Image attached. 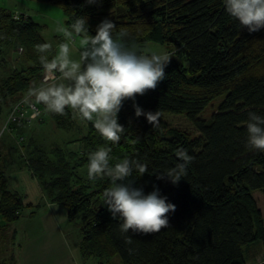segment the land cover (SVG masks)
I'll return each mask as SVG.
<instances>
[{
    "label": "trees",
    "instance_id": "1",
    "mask_svg": "<svg viewBox=\"0 0 264 264\" xmlns=\"http://www.w3.org/2000/svg\"><path fill=\"white\" fill-rule=\"evenodd\" d=\"M47 1L60 6L68 27L80 16L86 18L89 33L81 36L95 35L98 24L108 19L116 25L114 36L127 33L123 42L129 47L175 44L183 54L187 65L170 60L155 89L123 102L118 123L125 131L119 143L110 145L113 163L125 156L147 163L148 171L130 178L134 186L145 193L158 188L175 211L168 214L167 228L147 234L129 230L132 243H126L119 221L102 205L109 180L87 177V155L105 141L92 122L80 120L71 109L59 115L38 104L39 123L46 113L55 127L80 134L64 149L49 150L31 136L27 142L23 135L13 137V130L21 132V123L10 126L12 139L0 136V245L28 205L9 184L7 168L18 158L22 166L17 169L36 178L43 196L64 206L70 221L80 220L82 258L99 259V264H110L114 256L120 264H247L243 246L264 242V215L253 196L256 190L264 195V152L245 146L244 124L249 111L264 114V28L252 33L240 28L222 0ZM14 14L0 8V54L14 43L26 65L1 79L0 113L1 106L9 110L44 74L37 51V45L46 43L42 25L24 13ZM217 97L222 98L216 108L200 117ZM133 103L144 111L185 114L197 135L176 128L162 134L157 123L151 126L143 116L135 117ZM69 142H77L78 148L69 149ZM180 148L193 156L186 176L176 185L157 179V173L175 165ZM0 264H15L13 254H0Z\"/></svg>",
    "mask_w": 264,
    "mask_h": 264
},
{
    "label": "clouds",
    "instance_id": "2",
    "mask_svg": "<svg viewBox=\"0 0 264 264\" xmlns=\"http://www.w3.org/2000/svg\"><path fill=\"white\" fill-rule=\"evenodd\" d=\"M86 3L93 4L96 0H86ZM222 3L240 28H246L249 33L264 28V0H222ZM115 29L112 21L104 19L96 27L95 35H85L76 41L77 35L89 33L85 17L75 19L69 28L58 26L55 30L62 33L64 42L51 58L48 55L51 44L37 45L44 76L41 81L33 82L22 103L42 104L48 113L59 115L71 109L80 120L92 122L105 143L88 153L87 177L93 181L109 180L111 186L102 193V205L119 221L124 241L131 244L129 230L147 234L167 228L168 214L175 211V205L156 187L148 193L135 187V179L130 178L134 173L139 177L148 171L147 163L128 156L113 163L110 145L119 143L125 131L118 123L123 102L134 101L136 95L155 89L165 79V68L174 53L129 47L123 42L127 33L121 31L114 36ZM75 44H78L77 58L72 55ZM133 108L135 117L143 116L151 126L158 121L157 112L144 111L135 103ZM39 114L34 110L33 118ZM244 124L245 146L264 152V114L249 111ZM5 130L6 126L0 128V134ZM176 157L175 165L157 173V179L176 185L186 176L193 156L180 148L176 150Z\"/></svg>",
    "mask_w": 264,
    "mask_h": 264
},
{
    "label": "rangeland",
    "instance_id": "3",
    "mask_svg": "<svg viewBox=\"0 0 264 264\" xmlns=\"http://www.w3.org/2000/svg\"><path fill=\"white\" fill-rule=\"evenodd\" d=\"M0 8L12 11L17 15L19 13H24L32 17L35 21L39 22L42 25L41 33L43 38L45 39L46 43L52 45L51 56L55 54L58 45L64 42L62 33H59L55 30L58 26L69 28L66 23V17L59 5L52 4L47 0H0ZM82 38H84V36L77 35L75 37V40L78 41ZM77 47L78 44L73 45L72 55L74 58L78 57V53L76 52ZM136 48L141 51L161 49L167 50L171 53H174V57H172L170 60H176L184 65H187L183 54L176 52L177 45L175 44L160 45L153 42H148L143 46H136ZM0 55L2 56H0V81L8 74L10 69L14 67L19 68L26 65L22 57V49L14 43H10L4 46L3 51ZM221 98L222 97H217L211 100L210 103L201 111L199 116L202 118H207L210 113L216 108ZM3 106H1L3 110L0 113V128H2V125L6 120L9 108H5V106ZM157 113L159 114V118L156 123L161 130L160 133L166 134L169 129L176 128L179 130L188 131L192 136L197 135V131L193 128L190 120L186 118L185 114L170 112ZM42 115V123H39V119L34 120L29 124L23 123L24 129H21L20 133H17L13 130V137L23 135V138L27 142L28 138L31 136V140H33L34 143H39L45 150H49L54 146H58L64 149L67 144L66 142L71 141L72 139H75L77 136H79L80 133L75 129H63L55 127L48 114L43 113ZM76 123L82 129V123L79 119H76ZM9 133L10 130H5L2 134H0V136L4 140H6L8 137L12 139V137L8 135ZM77 145V142H69L68 148L75 151L78 148ZM23 152L27 154L25 149ZM18 166H22V163L21 160L16 158V161L9 165L7 168V172L9 171V175L12 168H16ZM16 175L17 176L15 179L12 175L16 186L15 190L20 192V189H24V192L26 194L24 202L28 205H26L22 209L20 218L10 225L8 238L1 242L0 254L2 257L12 254H14V257H16V253L19 252L20 247L31 241V239L35 235H37V227L48 226L47 217L49 215V211L47 209L49 208H45L47 199L45 196H43L41 189L34 181L36 180V178L32 176V178L34 179L33 180L29 176H23V174L21 173H16ZM82 176L84 175L82 174ZM253 196L257 202L258 207L261 209L262 214L264 215V195L262 191H254ZM79 221L80 220L78 219L74 222L66 221L59 224L64 233L68 234L66 238L69 245L70 241H79L81 238L79 229L80 225L76 224V222ZM39 246L40 245L36 246L37 248L35 254L39 251ZM63 248L65 251H69L65 247ZM44 249H49L48 245H44ZM242 253L244 258L246 259L247 264H258L264 262V242L261 240L252 241L243 246ZM44 260L45 259H43L42 257L36 258L37 264H42ZM53 262L54 260H50L48 264H52ZM104 262L103 264H107ZM97 263L99 264V259L97 262L96 258L81 259L80 257L79 260V264ZM110 264H120L119 257L114 256Z\"/></svg>",
    "mask_w": 264,
    "mask_h": 264
},
{
    "label": "crops",
    "instance_id": "4",
    "mask_svg": "<svg viewBox=\"0 0 264 264\" xmlns=\"http://www.w3.org/2000/svg\"><path fill=\"white\" fill-rule=\"evenodd\" d=\"M23 126L21 127V129H24ZM16 173H21L23 174V176H29L32 178V175L28 170L17 169V167L12 168L10 172L9 184L11 189L13 190L16 189V186L12 175L15 179L17 176ZM34 181L36 182L37 186H39L37 180ZM19 191L20 192H17L20 193L25 200L26 194L24 192V189H20ZM45 208H49L47 209L49 211V215L47 217L48 226L36 228L37 235H35L31 239V241L21 246L19 252L16 253V257H14L15 264H37V257H42L43 259H45L42 264H48L50 260H54L52 264H79L80 257L82 259L80 251L78 249L79 241H70V245L72 246L71 247L68 244V240L66 238L68 234L64 233L61 226L59 225L63 222L70 221L67 217V209L62 205L51 203L48 200ZM76 224L80 225L79 222H76ZM38 245H40L39 251L35 254L37 248L36 246ZM44 245H48L49 249H44ZM63 247H65L69 251H65Z\"/></svg>",
    "mask_w": 264,
    "mask_h": 264
},
{
    "label": "built area",
    "instance_id": "5",
    "mask_svg": "<svg viewBox=\"0 0 264 264\" xmlns=\"http://www.w3.org/2000/svg\"><path fill=\"white\" fill-rule=\"evenodd\" d=\"M14 17H17V14H14ZM44 76V74H43ZM43 76L41 77V80L43 79ZM27 93V92H26ZM22 94L10 107V109L7 112L6 120L4 121L2 128L6 126V130H10V126L13 123H30L34 120L39 119L42 110L38 106V104L34 106L26 105L22 103V100L25 96V94ZM39 111V115L33 118V111Z\"/></svg>",
    "mask_w": 264,
    "mask_h": 264
}]
</instances>
